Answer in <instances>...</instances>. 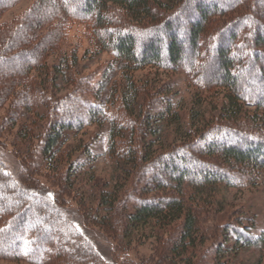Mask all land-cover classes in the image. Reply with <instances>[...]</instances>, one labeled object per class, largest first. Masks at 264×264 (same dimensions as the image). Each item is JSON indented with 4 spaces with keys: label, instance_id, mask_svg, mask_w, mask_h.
Returning <instances> with one entry per match:
<instances>
[{
    "label": "trees",
    "instance_id": "1",
    "mask_svg": "<svg viewBox=\"0 0 264 264\" xmlns=\"http://www.w3.org/2000/svg\"><path fill=\"white\" fill-rule=\"evenodd\" d=\"M25 1L0 0V20ZM193 2L197 5V17L190 18L194 24H190L189 31L177 21L180 14L184 16L189 12L187 16H190V12H194ZM117 12L125 18L116 16ZM213 12L223 17L235 14L231 22L217 28L219 31L210 45L224 76V81L218 85L224 90V103L213 117L215 122H204L201 130L195 128L196 116H190L191 121L186 122L174 106L169 89H153L164 97L162 103H152L143 109L140 95L147 85L139 87L134 74L146 66L164 68L166 60L170 65L178 64L184 59V50L192 49L197 83L208 79V73L205 77L204 74L209 66L205 70L196 63L207 55L200 45L206 28L211 25L209 16ZM174 13H179L177 18L173 17ZM56 17L59 18L54 30L56 36L46 42ZM79 18L92 23L97 43L113 48L127 80L119 94L120 103L119 99L111 103L112 106L119 104V110L115 121H110L107 134L106 155L117 172L121 171L120 188L115 190L113 178L101 184L95 180V164L104 155L81 144L75 150L81 155L72 159L74 154L67 145L66 133L82 131L85 120L94 118V109L102 111L104 107L91 108L90 104L77 99L53 98L54 115L40 136L42 161L48 171L62 175L64 190L82 188L86 182L97 188V197L92 205L82 204L83 213L77 215L69 210L68 203L60 201L59 193L33 186L30 181L27 183L31 187L25 186L21 177L28 180L29 171L36 166L35 163L28 165L25 158L31 151L28 144L36 135H30L23 127L18 136L27 154L19 160L21 176L9 172L0 154V260L26 264H134L126 258L122 261L121 256L127 254L135 233L139 235V229L148 226L160 247L151 258L154 262L144 260L140 264H197L202 252L199 249L205 242L204 229L195 210L199 207L197 194L202 196L206 189L215 190L220 184L238 183V166L249 172L264 169V68L256 63L257 57L263 55L259 47L264 48V0L237 3L232 0H35L23 15L0 24V86L6 83L0 89V104L15 96L29 109L37 102L44 106L50 104L52 97L43 95L47 88L39 90L42 85L46 87L42 77L54 83L59 78L68 80L75 74L78 59L76 55L64 54L51 67L43 60L56 49L55 40L64 35L67 24ZM244 23H247L246 31H243ZM231 32L227 40H232L234 45L229 48L225 36ZM186 40L188 45L183 48ZM251 44H256V49ZM241 53L246 56L239 57ZM241 69L245 70V75L238 81L234 72ZM6 78L10 82L3 83ZM241 90L251 94L245 95ZM247 103L255 108L253 113L245 111ZM137 114L143 117L139 149L125 138L127 130L135 127L130 123L131 116ZM248 120L252 123L250 130H261L260 135L245 129ZM161 124L183 126L185 138L181 145L174 139L166 151L157 153L153 148L161 139ZM212 158L218 159L220 165L210 162ZM196 165L204 168L194 172L191 168ZM127 166L132 168L129 170ZM132 169L140 173L139 182L133 181L129 193L128 201L135 205L126 209L121 219L116 214L118 196ZM239 220L225 225L221 240L200 264H229L230 256L254 247L261 252L257 264H264V233L254 231L251 219ZM100 236L106 241V248L97 242Z\"/></svg>",
    "mask_w": 264,
    "mask_h": 264
},
{
    "label": "rangeland",
    "instance_id": "2",
    "mask_svg": "<svg viewBox=\"0 0 264 264\" xmlns=\"http://www.w3.org/2000/svg\"><path fill=\"white\" fill-rule=\"evenodd\" d=\"M240 1L241 0H232V2L235 3ZM34 2L35 0H26L18 5L1 18L0 24L11 22L14 18L23 15L32 7ZM206 3L209 6H214L212 2ZM204 4L205 3H203V5ZM192 5V7L189 6L188 8L191 7L194 12H190V16H187L189 12L187 6H185L188 13L184 16L180 14L179 20L177 21L178 24H181L185 29H189V31L192 27L190 24H194L190 18L193 16L197 17V5H195L194 2ZM178 14L174 13L173 17L177 18ZM171 15L172 14H170V16ZM234 15V13H230L223 17L217 16V14L213 12V14L209 16L211 25L206 28L200 45L201 49L205 50L207 55L201 59V62L196 63V65L200 63L199 66L205 67V70L207 66H209L204 77L208 73L210 76L207 74V78L210 80L204 78L203 80L200 79L197 83L196 70L192 66V60L195 54L192 49L189 50L188 48V50H184L183 52L184 59L178 64L170 65V62L166 60V66L164 68L150 65L135 72L134 79L139 87H145L147 85V89H144L140 95V104L143 109L148 108L152 103H158V105L162 103L161 101L164 97L159 96V92H155L153 89H169L171 90L169 96L174 100V106L180 110L181 117L185 119L186 122L191 121L190 116H192V118L196 116L197 120L196 122L194 121V125L195 128L199 130L202 129L201 126L204 122L208 120L211 121V123L215 122L213 121V117L217 116L220 106L224 103V90L218 86L220 82L224 81V76L223 71L220 70L218 63L214 60V55H216V53L212 51L210 45L219 31L218 29L231 22ZM116 16L125 18V16L119 12L116 13ZM58 19L59 18L56 17L51 23L52 27L49 28V30L53 29V31L49 36L46 34L48 36L46 42L54 40L56 36V31L54 30L57 29L56 25L58 24ZM243 28V31L248 29L247 23L243 24ZM239 30L240 29L237 30L238 34ZM63 33L64 35L59 36L58 39L56 38L54 43L56 49L51 54L45 56L46 58L43 60V63H47L48 66L51 67L52 63L59 61L60 57L64 54L69 57L76 55L78 63L75 74H72L71 78L68 80L59 78L56 83L52 82V79H48L45 76L42 77L44 78L43 82H46V87L42 85L39 90L43 91L42 89L47 88V90L43 91V95H47V97L50 98L52 97L50 104L47 106L42 105L41 102H37L33 108L29 109L20 104V99L16 96L8 98L7 101L0 104V154L9 172L13 175L19 173V176H21L19 160L23 158V155L24 157L26 156L25 153L27 154V149L18 134L20 131H23V127H26L30 135L34 134L36 136L30 140L28 145L31 151L28 152L25 158L28 160V165L31 166L35 163L36 166L35 169L32 167L29 171L30 175L28 180L21 177V179L25 181V186L31 187L30 184L27 183V181H30L33 182V186L38 185L41 189L47 188L53 192L55 191L59 193L61 202L65 201V204H69V206H67L69 210L72 209L74 213L81 214L83 213V210H81L82 204H93V199L97 197V188H93L85 182V186H82V188H76V190L74 189L72 191L64 190V178L62 175H56L48 171L40 156V149L42 148L40 136H43L42 131L48 126L50 118L54 115V109H56L53 98L58 100H62V98H69L68 100L77 99L78 102H84L86 105L90 104L89 106L91 108L98 105L104 107L102 111L96 108L94 109V118L88 117L85 120L82 131L79 133H66L67 139L69 140L67 145L71 146L69 150L74 154L72 159L81 155V152L75 153V150L81 144L88 145L96 154L104 155V157L95 164V180H98L101 184L103 182H109L110 179L113 178V187H115V190H119L118 188H120L121 184L120 180H122L120 176L121 171L120 173L119 171L117 172L115 166L112 165L113 162L106 155L108 144L107 134L109 132L110 121H115L119 110L117 109L119 104L117 106H112L111 103L118 102L119 94L126 86L127 80L123 74V70H121L119 61L115 57L113 48H106L96 42L93 25L89 23L87 19L79 18L71 20L65 27ZM231 34L232 32L225 36L226 42H229L227 44L229 48L234 45L232 40H227L228 37L230 38ZM187 35H185V37L189 39ZM144 37L145 36L141 37V40H144ZM182 45L183 48L187 47L188 41L186 40ZM251 46L256 49V44H251ZM259 49L262 51L263 55L257 57L256 63L258 67L262 69V67L264 68V48L260 46ZM243 55H245V53H241L239 57ZM240 62L241 60H239L238 64ZM204 63L207 65L203 66L202 64ZM234 74L239 81L245 75V70H237ZM33 76H35V74H33ZM36 76L38 75L36 74ZM4 80L3 83L10 82L8 78ZM36 80L38 79H35V81ZM39 83V81L36 82L35 84L37 85H35V87H38ZM4 85H6V83L3 84V86L1 85L0 89L5 87ZM252 88H254V86ZM149 90L150 92H148ZM241 92L245 95L251 94L247 93L245 90H241ZM118 103H120V99ZM247 104L248 105H245V111L253 113L255 108H253L250 103ZM75 110L79 111V109ZM131 117L130 123L135 127L127 130L125 138L127 142H133L135 148L139 149V147L142 146L141 124L143 117L138 116V114ZM175 125L176 124L160 125L161 139L157 147L153 148V152L162 153L166 151V147L170 142H173L174 139H177L175 141L177 145H181V140L185 138L184 129L183 126H178L176 128ZM245 126L248 132L250 131V133L254 134L258 133V135H260L259 132L261 130H250L252 123L249 120L246 121ZM221 142L220 144H222ZM223 144L227 145V142ZM207 145L210 146L209 143H207ZM204 160H208V158H204ZM209 161L220 165L218 159L214 161L212 158ZM221 166H224V164ZM127 168L130 170L132 167L127 166ZM203 168V166L196 165L193 166L191 170L200 172ZM64 170L63 168L62 172ZM236 171H238V183L217 185L215 190L206 189L202 196L196 193L199 207L198 209L195 208V210L200 219L199 224L204 229L203 234L205 236V242L199 249L202 250V252L198 255L197 264L202 263L201 261L208 257V254H212V250L221 240L223 230L227 224L237 223L239 219V221H245L247 218L253 221L254 231L257 234L264 233V169H256L253 171L251 169L252 172H249V169L244 170L238 166L236 167ZM138 175H140L139 171L132 169L124 188L120 189L121 193L118 196L120 203L117 205L116 214L120 216L121 219L124 216V211L135 205V202L128 200L130 198L129 193H131L133 189V181L136 182L138 180ZM91 230L97 231L94 228ZM139 231L141 233L139 232V235H137L138 232L135 233L134 239L130 241L131 244H129L127 254L121 256L122 261L126 258L134 264H140L141 261L144 260L149 261V263L154 262V259L151 258L154 255V251L160 247L159 243L153 238L151 229L148 226L141 227ZM167 239H170V237ZM97 242L101 246L107 247L106 241L104 238H101V236ZM42 254H45L44 249H42ZM260 255L261 252L257 247L242 249L237 252V254L230 256L229 264H257ZM0 264L26 263L0 260Z\"/></svg>",
    "mask_w": 264,
    "mask_h": 264
}]
</instances>
